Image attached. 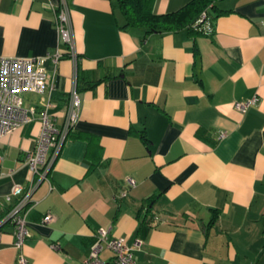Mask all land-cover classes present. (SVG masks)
Instances as JSON below:
<instances>
[{
	"label": "crops",
	"instance_id": "0c3cea01",
	"mask_svg": "<svg viewBox=\"0 0 264 264\" xmlns=\"http://www.w3.org/2000/svg\"><path fill=\"white\" fill-rule=\"evenodd\" d=\"M66 2L76 65L58 42L60 0H0V56L63 52L56 65L44 62L53 87L22 95L33 119L0 140V212L13 185L31 180L25 155L41 132L42 97L56 128L72 88L80 103L31 193L27 264H80L100 228L125 239L135 264H264V1H216L209 34H146L123 27L117 0ZM253 97L245 111L236 107ZM18 253L7 222L0 264H15ZM100 257L115 264L107 248Z\"/></svg>",
	"mask_w": 264,
	"mask_h": 264
},
{
	"label": "built area",
	"instance_id": "2783aa9c",
	"mask_svg": "<svg viewBox=\"0 0 264 264\" xmlns=\"http://www.w3.org/2000/svg\"><path fill=\"white\" fill-rule=\"evenodd\" d=\"M54 25L58 42L67 46L65 52L76 65L77 52L73 44L72 24L66 0H60L59 5L54 9ZM196 25L205 34L212 32V25L205 11L201 13ZM62 56L63 52L59 48L53 53L42 56H0V140L33 119L35 108L24 107L22 93L35 92L42 95L46 88H52L54 72L48 73L44 62L51 60L56 65ZM42 100H44L45 109L40 115L41 132L35 147L25 155V162L32 172L31 180L27 187L20 184L13 185L10 193L5 196L6 201L11 202L6 219L14 227V246L19 249L15 264H27L22 246L25 238L29 236L26 216L31 206V193L40 181L47 179L48 171L63 141L79 117L80 103L75 88H72L70 92L68 111L61 128H56L47 115L48 99L42 97ZM256 101V97H253L236 103V107L240 111H245ZM129 183L133 184V180L130 179ZM51 220V214H46L42 218L44 223ZM107 232L103 228L96 231V239L90 247L89 254L80 264H108L100 257V252L104 248L112 252V261L115 264H135L132 248L125 239L123 237L108 238Z\"/></svg>",
	"mask_w": 264,
	"mask_h": 264
},
{
	"label": "trees",
	"instance_id": "16d2710c",
	"mask_svg": "<svg viewBox=\"0 0 264 264\" xmlns=\"http://www.w3.org/2000/svg\"><path fill=\"white\" fill-rule=\"evenodd\" d=\"M118 7L124 16L123 27H143L146 34L152 32L177 31L186 29L189 33L202 32L196 25V21L203 11L209 17V10H215L218 0H189L177 10L164 13L154 11L155 0H117ZM228 12L223 10L217 14ZM71 134V130L67 136ZM8 209L0 212V228L8 222L6 215Z\"/></svg>",
	"mask_w": 264,
	"mask_h": 264
},
{
	"label": "rangeland",
	"instance_id": "374dc122",
	"mask_svg": "<svg viewBox=\"0 0 264 264\" xmlns=\"http://www.w3.org/2000/svg\"><path fill=\"white\" fill-rule=\"evenodd\" d=\"M23 96H25V98H33V97H35L34 96V93H30V92H24L23 94H22Z\"/></svg>",
	"mask_w": 264,
	"mask_h": 264
}]
</instances>
